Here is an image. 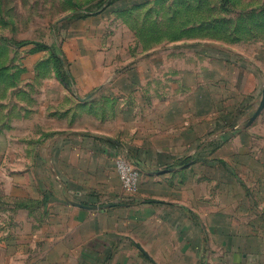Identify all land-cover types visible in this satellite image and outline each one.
<instances>
[{
  "label": "crops",
  "instance_id": "crops-1",
  "mask_svg": "<svg viewBox=\"0 0 264 264\" xmlns=\"http://www.w3.org/2000/svg\"><path fill=\"white\" fill-rule=\"evenodd\" d=\"M13 2L0 0V141L4 126L41 125V137L28 132L20 140L28 148L35 140H51L60 152H73L75 161L69 163L67 154L60 160L67 182H20L24 172L37 171L35 165L26 171L12 165L8 180L0 181V264H264V196L244 198L243 184L232 180L248 168L264 173V148L246 153L238 145L241 138L264 141V102L256 103L255 96L246 107L242 102L245 70L231 71L239 79L236 85L231 73L226 81L225 71L224 80L215 83V75L224 73L219 69L184 71V89L176 87L168 96L151 86L137 93V86L123 81L122 87H106L102 101L97 89L83 92L57 81L45 93L36 91L20 81L35 74L40 55L4 34L18 10ZM245 27L258 29L255 42L264 49V20ZM202 47L214 53L203 59L212 63L247 60L220 45ZM252 107L262 111L253 126L257 134L242 128ZM118 142L142 168V208L129 216L92 208V193L100 188L99 153L115 156ZM8 150L1 142L0 176ZM258 182L264 195V182ZM52 186L58 194L50 192Z\"/></svg>",
  "mask_w": 264,
  "mask_h": 264
},
{
  "label": "rangeland",
  "instance_id": "rangeland-1",
  "mask_svg": "<svg viewBox=\"0 0 264 264\" xmlns=\"http://www.w3.org/2000/svg\"><path fill=\"white\" fill-rule=\"evenodd\" d=\"M12 5L17 6L18 10L13 12L12 28L4 29V34L12 39L18 37L20 48L27 53L40 55L35 74L30 73L29 80L20 81V84L29 85L36 91L41 89L45 93L59 82L68 88L81 87L83 92L97 89L99 101H102L106 96V87H122L124 82L128 86H137V93L143 92L138 88L151 86L155 91L160 88V95L168 96L175 93L176 87L184 89L187 80L184 71L199 73L216 69L219 73V69L227 73L228 82L232 70H245L247 77L242 83V102L246 107L249 97L254 96L255 102H264V49L262 43L255 42L261 36L257 35L258 29H253V32L245 27L250 21L264 20V0H14ZM208 43L230 49L247 60L232 63V66L226 61L212 63L208 59L203 60L206 55L214 54L202 47ZM253 53L258 56H252ZM225 72L215 75L217 78L212 80L218 83L221 77L223 81ZM175 73H179V76ZM234 74L233 71L230 80L236 85L239 79ZM255 81L259 82L258 87ZM10 83L7 81L4 85ZM254 89L256 93H253ZM120 94L115 95L118 98ZM44 95L35 96L42 98ZM70 106L68 103V108ZM254 107L245 113L242 128L257 134V128L253 126L262 111ZM11 128L4 126L0 141L3 146L9 147V154L3 159L6 169L0 181L8 180L9 169L14 168L12 165H18L24 171L30 165H35L34 169H37L32 170L30 175L27 172L20 175L23 176L20 182L51 184L69 180L59 172V167L65 154L68 162L74 165L73 152H60L51 140L40 143L35 140L28 148V143L20 139L25 138L28 132L35 133L36 138L41 137L42 134H38L41 125L24 123ZM121 143L117 144L115 156L108 150L99 153L100 188L92 193L96 198L92 207L95 213L129 216L137 214L142 208V202L138 200V187L135 192L125 191L117 171L116 161L119 158L132 161L139 174V185L142 168L128 147ZM238 145L246 153H253L256 149L264 148V141H257L254 137L241 138ZM248 170L249 173L240 172L232 180L243 184L242 197H252V194L263 197V191L257 189L255 184L258 177L262 181L257 184L264 182V173ZM243 171H247V168ZM56 187L52 186L50 192L58 194ZM87 195L90 193L83 194V197ZM70 197L73 199L74 196ZM261 209L264 213V206Z\"/></svg>",
  "mask_w": 264,
  "mask_h": 264
},
{
  "label": "built area",
  "instance_id": "built-area-1",
  "mask_svg": "<svg viewBox=\"0 0 264 264\" xmlns=\"http://www.w3.org/2000/svg\"><path fill=\"white\" fill-rule=\"evenodd\" d=\"M116 167L121 179L123 189L127 192H135L138 187L139 174L128 159L119 158Z\"/></svg>",
  "mask_w": 264,
  "mask_h": 264
}]
</instances>
